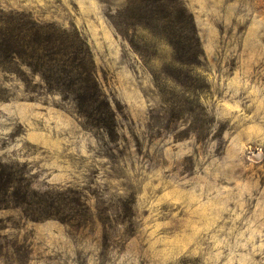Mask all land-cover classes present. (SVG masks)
<instances>
[{
  "label": "rangeland",
  "instance_id": "obj_1",
  "mask_svg": "<svg viewBox=\"0 0 264 264\" xmlns=\"http://www.w3.org/2000/svg\"><path fill=\"white\" fill-rule=\"evenodd\" d=\"M0 264H264V0H0Z\"/></svg>",
  "mask_w": 264,
  "mask_h": 264
}]
</instances>
